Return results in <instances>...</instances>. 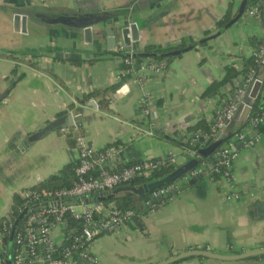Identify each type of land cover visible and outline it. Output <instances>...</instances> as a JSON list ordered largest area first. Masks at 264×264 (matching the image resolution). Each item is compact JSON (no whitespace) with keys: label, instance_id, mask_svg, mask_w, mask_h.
<instances>
[{"label":"crops","instance_id":"obj_1","mask_svg":"<svg viewBox=\"0 0 264 264\" xmlns=\"http://www.w3.org/2000/svg\"><path fill=\"white\" fill-rule=\"evenodd\" d=\"M240 1L0 0V93L6 92L0 99V217L18 189L76 160L75 144L58 128L27 139L59 110L75 111L77 123L72 124L90 146L115 148L114 156L106 162L108 168L167 151L174 156V166L186 161L188 154L171 139L178 140L179 131L199 119L209 122L220 96L236 83L240 72L212 93L205 94V89L223 76L225 66L242 65L250 56L252 43L262 35L260 18L237 14L228 27L209 37L215 32V20L229 5L231 14L236 13ZM252 1L245 0V7ZM61 11L128 15L138 27L134 50L148 42L173 44L184 36L195 41L203 38L205 43L170 57L161 71L139 65L133 73L116 77L120 60L117 54L109 55L110 48L97 50L95 44L83 41L79 31L73 37L74 28L41 19ZM4 50L24 52L16 63L14 81V75L5 77L14 62L3 55ZM138 74L141 82L135 83ZM263 78L262 63L238 109L221 130V136L227 138L243 130L242 138L230 146L236 152L231 164L232 188L239 191L240 198L226 201L225 181L213 178L206 164V173L178 178L175 187L155 203H141L139 196L131 193L135 221L95 237L90 248L95 264H151L197 244L219 253L264 247V125L243 127ZM104 87L109 99L103 108L97 105L98 96L90 98L94 105L77 101L83 92ZM142 89L150 98L145 117L139 114L137 103ZM259 93V102H264V90ZM244 106H249V111L241 120ZM138 127L149 128L150 133H141ZM170 264H264V255L231 260L190 256Z\"/></svg>","mask_w":264,"mask_h":264},{"label":"built area","instance_id":"obj_2","mask_svg":"<svg viewBox=\"0 0 264 264\" xmlns=\"http://www.w3.org/2000/svg\"><path fill=\"white\" fill-rule=\"evenodd\" d=\"M46 1V0H43ZM244 17H258L262 20V35L250 50L252 65L243 69V64L236 63L240 72L234 85L225 90L215 107L205 131L189 132L181 130L177 139L191 143L200 139L216 140L221 137L224 124L238 109L249 85L254 80L255 65L261 64L264 56V3L254 0L240 12ZM120 60V67L116 70V77L133 73L137 66L152 71H161L167 59H155L147 56L136 60L133 48L122 43L110 47ZM141 75L134 77L135 83L141 82ZM149 92L141 90L138 98L139 114L145 117L148 113ZM264 125V103L253 113L248 115L243 127ZM242 127V128H243ZM62 136H71L77 150L74 180L70 184L46 189L32 186L22 187L16 194L20 202L0 217V264H5L7 258L11 264H95L97 259L91 252V244L96 236L103 232H111L126 228L134 221L135 211L132 208H121L111 199L91 200L98 192L110 191L118 185L127 184L139 175H147L150 170L164 161L174 163V156L170 151L164 154L142 158L122 165L118 169L106 166L108 159L115 154V148L106 145L95 149L90 146L77 126L62 125L58 127ZM141 133H150L149 128L138 127ZM243 130L233 132L227 140L215 146L213 155L216 161L211 170L218 173L227 189L223 192L226 201L240 198L239 191L232 188L231 164L236 152L230 149L234 140L241 139ZM189 156L197 157L193 150L181 146ZM205 165L200 161L198 165L188 169L181 177L194 176L202 172ZM180 177V178H181ZM177 180V179H175ZM175 180L150 189L145 203L152 198L165 196L175 187ZM87 199V200H86ZM21 217L15 223L19 213ZM17 215H16V214ZM11 235V236H10ZM7 239L11 243L7 247ZM192 248H208L207 245L197 244Z\"/></svg>","mask_w":264,"mask_h":264},{"label":"water","instance_id":"obj_3","mask_svg":"<svg viewBox=\"0 0 264 264\" xmlns=\"http://www.w3.org/2000/svg\"><path fill=\"white\" fill-rule=\"evenodd\" d=\"M245 7V0H241L238 5V15ZM18 15H15L14 18H17ZM43 21L51 22V23H59L64 26H70L74 28L73 37H76L77 31H79L82 35L83 41L95 44L97 46V50H102L104 48H110L114 44L118 42H122L124 45H130L132 48L135 47V40L137 39L138 35V27L135 23V21H129L128 15L126 16L123 13H113V12H104L100 11V13L93 14L90 13H76V14H70L65 11H61L58 13H53L51 15L43 16L41 17ZM21 22L22 25L25 24V16H21ZM220 31L217 30L213 34H210L209 37L218 34ZM100 48V49H98ZM262 63L264 64V56ZM16 79V76L14 75L12 77V80L14 81ZM7 83L9 82V79L6 80ZM255 83V82H254ZM259 83H255V85H258ZM256 88L253 87L250 90V95L253 97L255 95ZM4 92L0 93V99L3 97ZM85 105H94L93 100H87L84 102ZM249 111V106H244L240 110L239 118L243 120L245 116L247 115ZM78 118V115L75 113L74 110H69L66 115L55 117L51 120H49L47 123L30 133L27 137L28 140H34L38 137H40L43 133L58 128L62 125H71L72 123H77L76 119ZM72 119H74V122H72ZM151 131L154 132V128L151 127ZM242 143V140H241ZM217 144H219V140H213L210 142L202 151H211ZM234 147H231V150H233ZM208 162L206 163V166L208 168L211 167L210 157H208ZM196 164L195 158H189L183 163L175 166L172 171H170L166 176L153 179L151 181L145 182L140 185H133V184H122L118 185L115 188H113L110 191H102L96 193L94 196L91 197V200H100V199H106V198H112L115 194L121 192L124 194H130L135 193L139 197H143L146 190H150L154 187H157L159 185L165 184L169 181L175 180L180 178L188 169L193 167ZM207 170H203L202 172H199L195 174V177L201 176L203 173H206ZM194 179L191 178L190 181H193ZM173 191V190H172ZM163 197H154L152 198V203H155L157 201H160ZM87 200V199H86ZM143 203L142 201H140ZM147 208V207H146ZM23 212L19 213L17 215V218L15 219V223L18 221V219L21 217ZM135 221V217H134ZM11 236V235H10ZM258 254H264V247H256L251 248L235 253H219L216 251H213L208 248H188L181 250L177 253H173L169 256H166L154 263L151 264H170L176 260L190 257V256H199V257H209V258H217V259H224V260H231V259H241L246 258L249 256H254ZM9 258L6 259L5 264H9ZM92 264V263H91Z\"/></svg>","mask_w":264,"mask_h":264},{"label":"trees","instance_id":"obj_4","mask_svg":"<svg viewBox=\"0 0 264 264\" xmlns=\"http://www.w3.org/2000/svg\"><path fill=\"white\" fill-rule=\"evenodd\" d=\"M259 1L264 3V0H259ZM236 10L238 11V9H236ZM237 13L238 12L231 14L230 5H229V8L225 11V13L223 15H221L218 19L215 20V22H214L215 30L214 31H217V30L222 31L223 29L228 27L231 24V22L234 20L235 16H237ZM257 41L252 43V44L255 45L257 43ZM203 43H205V40L203 38H199L195 41L192 38H190V36L189 37L188 36L187 37H185V36L181 37L176 43H173V44H159V43H154V42H148V43H145L139 50L133 49V55H134L136 60H142L147 56L153 57L155 59H159L161 57H165L166 59H169L170 57L177 55L179 52H181L185 49L191 48V47L195 46L196 44H203ZM3 52H4L3 55L10 58L14 62L13 67L9 71V74L6 75L5 77L15 75L16 63L23 58L24 52H19V51H15V50H4ZM110 54L113 55L116 53L110 51L109 55ZM28 57L30 58L31 55H29ZM93 58H96V57H92L90 59H93ZM29 63H35V61H29ZM252 64L253 63H252L251 57L250 56L246 57L243 60V69L247 68V66H250ZM258 65H260V64H256L254 66L255 70H256V67ZM237 73H238V70L234 64L230 63L229 65L225 66L223 76L218 80L212 81L207 86V88L205 89V94L212 93L218 87H220L223 83H225L227 80L234 77ZM18 76H20V74ZM260 90H264V78L261 82V86H260L259 91ZM105 91H106V87L95 88V89H92L88 92H83L78 97L77 101L79 103H84L85 101L89 100L90 98L98 96L97 105L100 108H103L106 105L107 100L109 99V96L107 95V93ZM259 91L257 92V94L255 96V99H254V102L252 105L253 107H252L251 113H253L255 110H257L264 103V102H259V98H260ZM4 94H6V92ZM72 106H73V104H69L68 107H72ZM66 112H67L66 109L59 110L55 113L54 116H56V117L64 116L66 114ZM259 126H261V125H259ZM207 128H208V123L206 120H204L202 118V119L197 120L193 125L188 126L186 128V131H189V132H193L196 130L205 131V130H207ZM65 137L68 139L69 143H74L73 137H71L69 135H67ZM169 139H171V138H169ZM171 140H173L177 144H181V146H184L187 149L194 151V154L197 156L196 158L193 157L192 155L187 156V159H189V158H195L196 159V164L194 166L198 165V163H200V161H204L206 164L209 161L208 157H210V162H212V164L216 161V157L213 155L215 147L210 152L209 151H202V149H204L210 142H212L211 139L210 140L209 139L204 140V139L198 138V139L192 141L191 143L181 142L180 140H175V139H171ZM218 140L220 143V142L227 140V137L221 136L218 138ZM133 161H135V160H129V161H126L125 163H123L121 165L111 166L110 169H118L122 165L127 164V163H131ZM75 165H76V160L68 161V162L64 163L58 169L57 172L48 174L41 181H39L33 185H30V186L35 187L39 190L40 189L42 190V189H46V188L57 187V186L64 185V184H66V185L70 184L73 182V180L75 178V176H74ZM174 167L175 166L172 163H168L167 161H164L163 164L157 165L156 167L152 168L147 175H139L135 179L129 181L128 184H139L140 185V184H143L145 182L151 181L153 179L164 177L170 171H172ZM210 174L213 178L218 176V173L214 172L212 170H210ZM149 191H150L149 189L146 190L144 196L139 197V199L142 202L145 201V199L147 198ZM130 196H131V193L130 194L120 193V194H115L112 197V199L116 202V204L119 207H121V208H132L135 211L136 208H135V205L132 202V199ZM106 199H111V198H106ZM19 202H20V199L18 198L17 194L14 193L12 195V201L10 204V208L13 209L14 207H16V205ZM10 246H11V243L7 239V247L10 248ZM263 255L264 254L249 256V257H246V259L257 258V257L263 256ZM9 264H11V263H9Z\"/></svg>","mask_w":264,"mask_h":264}]
</instances>
